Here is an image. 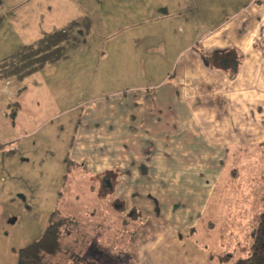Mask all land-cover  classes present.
Instances as JSON below:
<instances>
[{
  "label": "crops",
  "instance_id": "obj_1",
  "mask_svg": "<svg viewBox=\"0 0 264 264\" xmlns=\"http://www.w3.org/2000/svg\"><path fill=\"white\" fill-rule=\"evenodd\" d=\"M176 6L184 14L166 7L157 16L164 44L173 42L170 31L181 20L195 24L193 15L200 10L208 13V28L194 35L175 69L160 81L131 86L126 93L118 89L111 101L86 105L69 158L87 174L105 177L115 209L134 224L125 246L134 264H211L216 257L218 264H235L244 259L235 260L237 250L214 256L201 234L208 227L207 238L212 237L224 221L226 237H251L247 248L236 243L249 253L264 210L254 174L264 156V0H184ZM130 74L122 76L131 79ZM15 123H7L0 135L22 132ZM231 152L241 164L248 154L259 161L251 158L252 170L244 167L241 176H230ZM247 173L255 187L238 194L246 212L234 216L230 185L238 178L248 182Z\"/></svg>",
  "mask_w": 264,
  "mask_h": 264
},
{
  "label": "rangeland",
  "instance_id": "obj_2",
  "mask_svg": "<svg viewBox=\"0 0 264 264\" xmlns=\"http://www.w3.org/2000/svg\"><path fill=\"white\" fill-rule=\"evenodd\" d=\"M182 1L0 0V63L73 20L83 24L82 42L66 60L24 79H0V132L13 122L23 130L0 135V145L15 139L14 144L0 146V264H22L21 251L45 236L55 212L62 224L60 250L45 255L41 264H134L125 254L134 224L115 209L112 191L103 184L105 177L87 174L70 162L69 154L86 105L111 101L118 89L126 93L131 86L160 81L175 69L194 35L208 28V13L200 10L193 15L195 24L181 20L176 31L167 29L173 42L163 43L159 10L168 7L173 14H184L176 11ZM126 73L132 78L126 80L122 76ZM231 154L230 176H241L242 168L252 170L259 161L248 154L241 164ZM247 174L248 182L238 178L230 185L229 211L234 216L246 212L237 203L238 194L255 187L253 175ZM254 174L264 192V156ZM224 226V221L218 222L209 238L207 227L201 234L203 245L214 256L237 250L235 260L245 258L248 252L238 250L236 243L247 248L251 237H226L221 232ZM211 264H218L217 257Z\"/></svg>",
  "mask_w": 264,
  "mask_h": 264
},
{
  "label": "trees",
  "instance_id": "obj_3",
  "mask_svg": "<svg viewBox=\"0 0 264 264\" xmlns=\"http://www.w3.org/2000/svg\"><path fill=\"white\" fill-rule=\"evenodd\" d=\"M82 25L79 21H73L6 58L0 63V79L10 77L24 79L48 65L66 60L69 57V51L82 42L83 34H80ZM56 216H58L57 212L52 215L51 225L45 236L39 242L21 251L22 264H41L45 255H54L59 252L62 224L57 223ZM133 217H136L135 214ZM226 258L229 256L222 259ZM87 264L97 263L88 262ZM235 264H264V210L252 233L248 256L239 259Z\"/></svg>",
  "mask_w": 264,
  "mask_h": 264
}]
</instances>
